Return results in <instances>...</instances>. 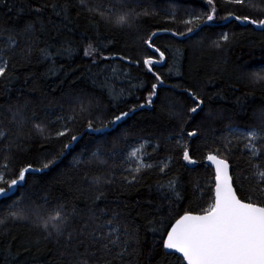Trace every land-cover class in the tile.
Wrapping results in <instances>:
<instances>
[{
	"label": "snow or ice",
	"instance_id": "6c2138e0",
	"mask_svg": "<svg viewBox=\"0 0 264 264\" xmlns=\"http://www.w3.org/2000/svg\"><path fill=\"white\" fill-rule=\"evenodd\" d=\"M142 2L44 0V3L30 7L33 19L22 28L0 26V96H9L14 82L19 79L15 75L16 71L30 65L34 55L38 57L37 62H49L45 75L54 76L61 70L56 67V57L70 58L80 50V46L72 40H64L59 48L47 40H41L49 27L57 34L61 30L71 33L73 10L76 18L83 17L87 21L97 37L102 25L134 31L142 44L151 50L150 54L143 57L142 64L155 80L145 103L114 113L106 121L102 113L94 115L96 109L100 108V101L87 93L74 98L70 114L67 115L63 114L62 105L60 114H57L51 108L32 109L31 101L27 99L20 102L18 98L16 102H11L9 98L0 103V243L3 237L9 235L10 225L26 223L35 233L31 246L39 250L42 245L54 243L59 249L62 264H140L145 242L142 233L147 232L152 233L149 255L161 252V264H264V112L258 117V125L245 128L228 126L226 134H213L211 147L205 139V167H211L214 171L206 182H192L190 195L181 176L170 172L171 165L177 159L171 153L177 151L180 153L179 160L184 162L182 167L187 169L199 163L194 159L196 149L192 144L204 133L199 124L191 130L187 129L189 121L195 120L205 106L202 90L196 84L182 89L192 106L183 112L169 110L170 118L180 120L179 131L165 137V144H174L169 155L159 157L161 143L144 138L134 141L127 150H118L119 142L128 143L129 133L125 131L112 141L111 148L105 150L103 145H98L91 152L82 149L80 155L74 157L72 167L74 173H81L79 182L75 174L65 177L69 190L77 194L72 199L51 200L48 196L17 195L27 184L26 176L43 173L57 165L66 154L72 153L74 145L83 135L73 130L79 118H86L84 132L103 136L118 127L131 113L153 104L154 98L158 96V88L164 85V78L154 70V65L163 64L167 57L165 51L155 44L154 38L160 30L139 35L142 18L158 14L147 6L141 7ZM205 3L208 11L200 15L188 13L190 18L180 21L187 26L186 31L172 32L171 35L187 37L201 24L214 21L217 16L215 0H205ZM224 3L250 6V0H224ZM0 8H6L8 13H14L17 17L25 11L23 6H16L15 0H0ZM259 11L264 14V9ZM46 12L51 15L45 17ZM176 15L175 9L166 14L172 21H175ZM53 17L58 18L59 23ZM230 18L264 32V18L235 15L232 12L221 17L225 20ZM197 21L199 23L194 29L191 25ZM52 38L55 39V36ZM87 39L82 51L92 65L114 59L103 54L105 45L98 40L93 42L91 38ZM229 40V35L223 33L213 43L219 49L222 47L221 41L227 44ZM120 59L130 64L141 63L126 56ZM111 71L115 75L117 69L112 67ZM261 72H264V66L259 72L242 75L241 79L246 82V86L264 88V75ZM179 74L177 68L176 75ZM24 83L28 84L29 78L26 77ZM32 84L35 90L37 84L35 81ZM171 87L179 88L180 85ZM101 88L107 89L115 109L116 102L124 95V89L117 88L111 77L107 76L101 82ZM208 116L210 119L219 118L213 117L211 110ZM37 138L42 142L39 166L28 163L19 168L14 167V153L25 151L26 145ZM52 143L60 145L55 153L45 148V145ZM230 157L243 163H232ZM150 177H155V183L149 185V190L155 188L160 203L146 201L151 208L147 214H144L143 206L137 201L136 206L140 211L133 215L132 208L119 197L111 201L113 207L107 206L109 188L118 186L130 189L145 183ZM79 199L85 200V208L77 207L75 201ZM98 202H104L105 206L99 207ZM136 217H140L142 222L137 223ZM15 240L13 236L7 241L9 254ZM29 250L30 246L24 248L26 252ZM11 259L14 261L15 257ZM5 264H9V256H5Z\"/></svg>",
	"mask_w": 264,
	"mask_h": 264
},
{
	"label": "trees",
	"instance_id": "16d2710c",
	"mask_svg": "<svg viewBox=\"0 0 264 264\" xmlns=\"http://www.w3.org/2000/svg\"><path fill=\"white\" fill-rule=\"evenodd\" d=\"M15 2L17 7L23 6L25 11L17 17L14 13H8L6 8H0V26L22 28L26 22L33 19L30 7L37 3H44V0H15ZM215 3L216 19L207 24H201L199 29L186 38L179 35L173 36L171 33L186 31L187 26L180 21L189 19L188 13L200 15L208 11L205 0H143L141 7L147 6L150 11L158 14L142 18L139 35L143 36L151 31L160 30L154 38L155 44L165 51L167 57L163 64L154 65V70L164 78V85L158 88V96L154 98L153 104L131 113L129 117L120 122L118 127L111 129L103 136L84 132L86 118H79L78 122L73 125V130L82 132L83 135L74 145L72 153L66 154L51 169L26 176L27 184L17 195L48 196L51 200L72 199L77 194L69 190L65 177L75 174L79 182L81 173H74L72 167L74 157L80 155L82 149L91 152L98 145H103L105 150L111 148L112 141L117 140L125 131L129 133L128 143L119 142L118 150H127V147L134 141L144 138L161 143L159 157L169 155L174 144H165V137L178 132L180 127V120L170 118L169 110L171 108L183 112L192 106L182 89L191 87L193 84L199 86L202 90L201 95L205 99L203 111H200L196 119L189 121L187 125V129L191 130L199 124L204 133L192 144V147L196 149L194 159L199 163L194 169L182 167L184 162L179 160L180 153L177 151L171 153L177 159L171 165L170 172L181 176L188 187L189 195L192 191V182H206L213 172L204 165V156L207 152L205 139L207 138V144L211 147L213 134L215 136L226 134L228 126L245 128L258 125L260 123L258 117L264 112V88L246 86V82L241 79L242 75L252 71L259 72V69L264 66V32L255 26L241 24L235 19H221V17L228 16L229 12L235 15L264 18V14L259 11L264 9V0H250V6L244 7L226 4L224 0H215ZM172 9H175L177 13L175 21L166 16ZM49 15H51L50 12L45 13V17ZM72 18L73 31L71 33L61 30L57 34L49 27L41 40H47L56 48H59L64 40H72L80 46V50L74 52L70 58L57 56L56 67L61 70L54 76L45 75L49 62H37L38 57L34 55L30 65L18 68L15 75L19 79L14 82L8 97L0 96V103H4L9 98L11 102H16L18 98L20 102L27 99L31 101L32 109L51 108L57 114H60L62 105L63 114L67 115L70 114L74 98L81 93H87L99 99L100 108L96 109L94 115L102 113L105 121L110 119L114 113L118 114L138 103H145L148 92L151 90V84L155 83V80L144 68L142 59L150 54L151 50L142 44L134 31L106 28L102 25L97 37L83 17L76 18L75 10L72 11ZM53 20L59 23L58 18L53 17ZM47 22L46 19L45 23ZM196 23L199 22L191 25L194 29ZM163 29H169V31L165 32ZM223 33H227L230 40L227 44L221 41L222 47L218 49L213 42L219 40ZM53 36L55 39L52 38ZM87 38H91L93 42L98 40L105 45L102 48L103 54L114 57V59L99 61L97 65H92L91 60L85 58L82 51L83 46L88 42ZM121 56L140 60L141 63L139 65L130 64L127 60H121ZM156 57L158 58V54ZM112 67L117 69L115 75L112 74ZM177 68L179 75H176ZM260 74L264 75V72ZM106 76L111 77L117 88L124 89V95L116 102L115 109L112 107L113 102L107 94V89L101 88V82ZM26 77L29 78L28 84L24 83ZM32 81L37 84L35 90H33ZM207 81L211 82L207 83ZM141 84L143 87H140ZM175 84H179L180 87H171ZM18 89L21 91H17ZM217 93L220 95L217 96ZM44 101L50 103H44ZM209 110L213 117L219 118L210 119ZM41 143L37 138L26 145L25 151L14 153L12 160L14 167L19 168L28 163L38 167L42 159ZM59 147L57 143L45 145V148H50L53 153L57 152ZM148 151H151L150 147ZM236 155L238 156L239 153ZM230 162L243 163L242 160L237 161L235 157H230ZM154 183L155 177H150L145 183L135 185L130 189L113 186L108 189L109 203L107 206L113 207L111 201L119 197L122 202L132 208L133 215L140 211V208L136 206L137 201L143 206L144 214H147L151 208L146 201L152 200L153 204L160 203L155 188L149 190V185H154ZM75 202L79 208L86 207L84 199ZM98 203L99 207L105 206L104 202ZM184 203L186 205V201ZM136 219L137 223L142 222L140 217ZM34 235L31 226L26 223L10 225L9 235L3 237V242L0 243V253H3L0 255V264H5V256H9V264H62L59 249L54 243L42 245L39 250L31 246ZM142 235L145 237V242L139 258L140 264H161V252L157 251L149 255L152 249V233L144 232ZM13 236L16 240L9 254L7 241ZM27 246H30V250L26 252L24 248ZM11 257H15V260L13 261Z\"/></svg>",
	"mask_w": 264,
	"mask_h": 264
},
{
	"label": "water",
	"instance_id": "95a60500",
	"mask_svg": "<svg viewBox=\"0 0 264 264\" xmlns=\"http://www.w3.org/2000/svg\"><path fill=\"white\" fill-rule=\"evenodd\" d=\"M187 38V37H186ZM207 162L206 161H204V165L206 164ZM196 167V165H193V166H188V168L189 169H194ZM212 172L214 171V169L213 168H211V167H208Z\"/></svg>",
	"mask_w": 264,
	"mask_h": 264
}]
</instances>
